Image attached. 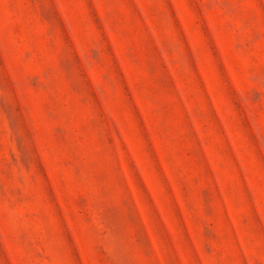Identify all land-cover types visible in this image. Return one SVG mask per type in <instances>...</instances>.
Returning a JSON list of instances; mask_svg holds the SVG:
<instances>
[{
	"label": "rangeland",
	"instance_id": "374dc122",
	"mask_svg": "<svg viewBox=\"0 0 264 264\" xmlns=\"http://www.w3.org/2000/svg\"><path fill=\"white\" fill-rule=\"evenodd\" d=\"M0 264H264V0H0Z\"/></svg>",
	"mask_w": 264,
	"mask_h": 264
}]
</instances>
